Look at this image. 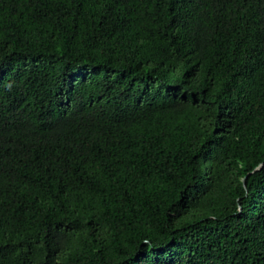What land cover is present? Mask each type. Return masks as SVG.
<instances>
[{"label": "trees", "instance_id": "1", "mask_svg": "<svg viewBox=\"0 0 264 264\" xmlns=\"http://www.w3.org/2000/svg\"><path fill=\"white\" fill-rule=\"evenodd\" d=\"M0 264H264V0H0Z\"/></svg>", "mask_w": 264, "mask_h": 264}, {"label": "water", "instance_id": "2", "mask_svg": "<svg viewBox=\"0 0 264 264\" xmlns=\"http://www.w3.org/2000/svg\"><path fill=\"white\" fill-rule=\"evenodd\" d=\"M261 164H258L254 169H258ZM243 184L245 185V180L243 179Z\"/></svg>", "mask_w": 264, "mask_h": 264}]
</instances>
